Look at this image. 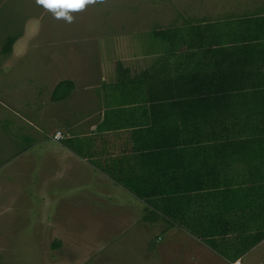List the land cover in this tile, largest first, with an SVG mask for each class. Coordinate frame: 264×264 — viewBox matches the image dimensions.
Segmentation results:
<instances>
[{"label": "crops", "instance_id": "crops-1", "mask_svg": "<svg viewBox=\"0 0 264 264\" xmlns=\"http://www.w3.org/2000/svg\"><path fill=\"white\" fill-rule=\"evenodd\" d=\"M220 2L216 17H196L184 4L175 23L151 30L219 23L227 32L225 23L264 15V2ZM28 25L5 53L17 65L32 53L16 74V122L24 123L16 136L28 142L16 162L28 155L42 210L118 217L121 232L154 227L163 251L174 253L164 264H263L264 237L250 243L264 232V63L250 70L235 50L170 52L151 31L115 35L125 52L109 50V64L93 67L100 35L75 39L93 41L87 51L66 40L58 53L69 64L57 67V52ZM153 63L171 68L159 74L168 84H148ZM159 87L172 94L156 96ZM187 88L211 91L181 95Z\"/></svg>", "mask_w": 264, "mask_h": 264}, {"label": "rangeland", "instance_id": "rangeland-1", "mask_svg": "<svg viewBox=\"0 0 264 264\" xmlns=\"http://www.w3.org/2000/svg\"><path fill=\"white\" fill-rule=\"evenodd\" d=\"M220 1L96 0L78 9L71 7L78 0H45L43 3L41 0H0V264H164L165 252L170 262V253H173L170 249L163 251V241L157 240L161 234L151 226L142 225L140 229L136 226L133 231L121 232L125 224H121L118 217L95 216L93 211L63 214L42 210L39 198L33 197L29 168L25 169L27 154L17 161H25L26 166H19L23 174L16 176L19 172L16 150L28 146L26 139L16 136V123L24 124L16 122V92L20 88L16 74L27 68L32 53H26L17 65L14 55L10 57L2 51L7 38L13 39L25 29L28 31V24L32 23L37 39L49 43L47 49L57 52L53 65L64 67L69 64L68 57L59 56V45H66V40L73 41L75 47L87 51L93 41L82 43L75 39L100 35L94 43L92 67L93 63L108 65L109 50L125 52V41L113 44L115 35L137 33L149 37L151 29L175 23L176 11L182 5L192 6L189 10L196 17H216L224 11ZM250 11L238 10L239 13ZM149 42L151 47L152 41Z\"/></svg>", "mask_w": 264, "mask_h": 264}, {"label": "trees", "instance_id": "trees-1", "mask_svg": "<svg viewBox=\"0 0 264 264\" xmlns=\"http://www.w3.org/2000/svg\"><path fill=\"white\" fill-rule=\"evenodd\" d=\"M225 24H228L227 32L221 30L219 23H206L203 25L197 23L196 26L188 29L164 28L152 32L155 37L166 43L167 51L171 52L176 49L212 50L217 52H220V50H235L241 55L243 54V61H247L250 70H256L258 66L255 62L264 63V15L246 16ZM12 41V38H7V43L2 48L3 52L9 49ZM163 71V78L171 74V68L163 70L162 65L157 66L156 63H153L146 72L148 73V84H168L159 76ZM188 75L186 74V76ZM190 81H192L191 78ZM156 91V96L161 97L172 94L168 88L162 89V87H159ZM180 91L181 95L197 96L209 92L211 89L204 90L200 88L196 90L187 88ZM149 191L148 194H153L150 189ZM252 236L251 245L261 240L264 237V232H257Z\"/></svg>", "mask_w": 264, "mask_h": 264}, {"label": "clouds", "instance_id": "clouds-1", "mask_svg": "<svg viewBox=\"0 0 264 264\" xmlns=\"http://www.w3.org/2000/svg\"><path fill=\"white\" fill-rule=\"evenodd\" d=\"M94 3H96V0H78V2L74 5H71V7L81 9L87 4H94ZM68 22H71V20L69 19Z\"/></svg>", "mask_w": 264, "mask_h": 264}, {"label": "built area", "instance_id": "built-area-1", "mask_svg": "<svg viewBox=\"0 0 264 264\" xmlns=\"http://www.w3.org/2000/svg\"><path fill=\"white\" fill-rule=\"evenodd\" d=\"M61 137L60 131H56L52 134V139L53 140H58Z\"/></svg>", "mask_w": 264, "mask_h": 264}, {"label": "snow or ice", "instance_id": "snow-or-ice-1", "mask_svg": "<svg viewBox=\"0 0 264 264\" xmlns=\"http://www.w3.org/2000/svg\"><path fill=\"white\" fill-rule=\"evenodd\" d=\"M41 2L43 3V2H45V0H41Z\"/></svg>", "mask_w": 264, "mask_h": 264}]
</instances>
